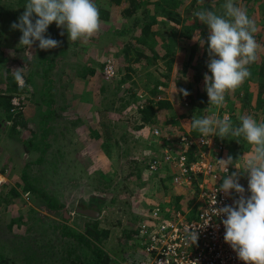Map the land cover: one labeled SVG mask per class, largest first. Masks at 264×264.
Returning a JSON list of instances; mask_svg holds the SVG:
<instances>
[{"label": "rangeland", "instance_id": "374dc122", "mask_svg": "<svg viewBox=\"0 0 264 264\" xmlns=\"http://www.w3.org/2000/svg\"><path fill=\"white\" fill-rule=\"evenodd\" d=\"M156 1L95 0L98 7H108L109 16L100 17V30L94 36L86 42L69 41L67 30L58 28L53 22L57 29L52 39L61 43L59 47L44 50L38 47V41L31 49L19 45L22 32L11 27L25 11L27 0H0V93L5 76H13L15 69L21 68L25 80V87L11 93L12 98L20 97L19 104L12 110L22 112L21 122L12 127V118L7 119L0 107L1 264H27L23 256L33 251L36 253L31 255L29 264L55 263L56 257L65 252L66 242L73 240L60 235L58 225L63 215L66 223L76 230H81L88 219L76 211L82 199H90L93 209L99 211L93 219L109 228L101 246L113 257L111 264H121L120 260L128 255L141 257L134 235L120 237L126 230L134 229L152 205L160 204L167 213L180 209L188 215H193L199 207L194 189L175 187L171 183V167L165 166L158 174L151 173L144 166L147 158L158 157L168 147L177 148L175 137L179 132L196 133L191 127L193 116L216 114L222 118L228 113L231 119L251 115L258 122L264 121V92L259 89L261 77L256 72L259 58L264 56V0H235L255 21V38L260 48L257 61L250 65L251 77L239 89L227 94L225 107L219 109L209 103L192 109V104L185 105L181 93L176 92L185 88L186 80L194 78L193 65H187L186 72L182 71L190 60L192 47L195 50L191 63H199L203 57V46L197 39H205V36L199 34L197 28L188 29L192 18H186L183 12L186 5L180 9V21L159 17L152 25L160 27L166 21L165 26L174 29L162 30L166 34L169 31L177 33L176 45L169 55L172 57L170 69L165 65L167 58L156 57L150 62L140 58V52L152 54L151 39L139 37L142 22L132 27L131 22L135 11L148 20L154 17V9L146 4ZM127 6L133 8L129 13L123 10ZM35 18L34 14L33 20ZM153 31L147 30L155 38L156 46H161V33L155 35ZM180 31H191V35H179ZM51 33L47 29L45 36ZM106 56L113 59L117 70L111 79H105L102 74ZM47 57L54 61L49 72L53 79L49 94L54 101L48 105L42 95L41 75L49 65ZM138 57L141 60L138 61ZM207 58L209 61L208 53ZM90 68L94 69L93 74L82 77V72ZM200 73L198 87L202 94L206 93L204 74L210 72L201 69ZM152 77L165 81L157 95L171 97L172 103L158 111L152 121H143L137 114L136 99L131 93L146 92ZM173 116L175 121H168ZM152 126L160 127L174 139L167 143L156 137L151 132ZM43 131L49 144L45 150L41 149ZM212 136L216 141L219 139L218 135ZM228 139L224 142L225 159L230 155L237 160V166H242L251 154V146L243 141L241 148H237L232 137ZM229 167L230 174L237 171L234 165ZM240 171L239 183L245 188L247 197L250 196L248 177ZM23 172L34 187L51 194L63 206L51 208L34 190H23ZM11 187L21 193L14 201L6 200ZM179 195L180 198L176 197ZM37 254H41L42 259L33 263Z\"/></svg>", "mask_w": 264, "mask_h": 264}, {"label": "clouds", "instance_id": "9594fccd", "mask_svg": "<svg viewBox=\"0 0 264 264\" xmlns=\"http://www.w3.org/2000/svg\"><path fill=\"white\" fill-rule=\"evenodd\" d=\"M24 7L18 22H13L11 27L22 32L19 45L29 49L36 41L44 50L60 46V41L45 36L53 22L58 28L67 30L72 42H86L100 30V11L95 0H27ZM221 8L222 14L208 8L194 12L195 17L208 27L207 39L200 37L197 40L201 46L207 44L210 74H204V88L209 104L217 109L225 107L227 94L239 89L251 77L250 65L257 61L260 48L255 38L256 23L247 10L239 7L235 0H225ZM60 34L63 35V31ZM12 75L18 87H25L21 68L15 69ZM176 92L183 93L185 97L190 94L182 88ZM237 119L239 122L235 123L228 116L221 118L214 114L212 117L193 116L191 120L192 129L201 136L243 138L252 148L242 166H237V160L230 155L226 159H218L223 173L228 172L229 165L237 169L223 179L218 190L229 194L234 189L240 195L234 200V206L211 207L206 222L199 227L207 226L211 216L225 215L222 220L225 242L245 264H264V121L258 122L251 115H241ZM240 170L248 177L250 196L247 197L245 188L239 183ZM216 204L215 198L211 205ZM186 233L187 241L191 245L196 244L197 226L187 228Z\"/></svg>", "mask_w": 264, "mask_h": 264}, {"label": "built area", "instance_id": "2783aa9c", "mask_svg": "<svg viewBox=\"0 0 264 264\" xmlns=\"http://www.w3.org/2000/svg\"><path fill=\"white\" fill-rule=\"evenodd\" d=\"M102 74L105 79L117 74L110 56L103 59ZM19 99L17 96L12 98L14 107L19 104ZM182 100L188 105L186 97ZM224 116L230 117L228 113ZM159 131L160 127H151L153 135H159ZM162 138L167 143L172 141L168 134ZM175 140L177 148L162 150L160 157L149 156L146 169L158 174L165 166L171 167L170 181L176 186L194 189L199 207L193 215H188L180 209L167 213L160 204L152 205L147 215L137 223L134 234L141 257L128 255L121 264H245L224 240L222 220L225 215L211 216L207 226L199 227L206 222L211 207L234 206V200L240 195L234 189L229 194L218 190L224 176L230 174V167L227 173H223L218 161L225 159L224 143L214 140L213 136H201L198 131H181ZM215 198L217 204L211 205ZM193 226H197L198 241L191 245L186 239V229Z\"/></svg>", "mask_w": 264, "mask_h": 264}, {"label": "trees", "instance_id": "16d2710c", "mask_svg": "<svg viewBox=\"0 0 264 264\" xmlns=\"http://www.w3.org/2000/svg\"><path fill=\"white\" fill-rule=\"evenodd\" d=\"M254 1H261V0H254ZM139 2V1H138ZM225 2V0H157L155 3H148L147 6H151L149 8L154 9V17L150 18L149 20L147 17L143 14L137 13L135 11L131 27L138 24L139 22H142L141 24V37L150 38L151 40V52L152 54H145L144 52H140V58H145V62H150L151 60L155 61L156 57H163L167 58L165 60V65L167 70L170 69L172 57L169 55L171 54V51L174 50V46L176 45V36L177 33L174 31H169L167 34L173 32L172 35L166 36V31L162 29H167L168 27L165 26L164 21L162 25L156 28L152 27L154 23L157 22V19L159 17H166V18H174L176 22L181 20V7L182 5H186V9L183 11L184 14H186V18H192V23H190V26L188 29H198L199 34L204 35L205 40L208 36V27L206 24L199 21L195 15L194 12L200 8H208L210 10L216 11L217 13L222 14L223 9L221 8V5ZM185 3V4H184ZM260 3V2H259ZM150 4V5H149ZM144 5V8L146 9L147 6ZM100 11V17L101 18H107L109 16L108 7H98ZM248 9V8H247ZM123 10L126 11V13H129L133 10L131 6L125 7ZM152 27V28H151ZM48 29L52 31L51 35L46 36V38H52L54 35L56 37V31L57 29L52 23L49 25ZM148 29H154L153 33L155 35L157 33H161L162 36V45L156 46L157 42L155 41V38L153 35H149L147 32ZM168 29H174L172 26ZM191 31H180L178 32L179 35L183 36H189ZM207 34V35H206ZM160 47V48H159ZM195 47H192L191 57L188 63H186L182 71L186 72L187 65L189 64L193 65L194 72H193V79L192 80H186L185 82V90H187L190 94L186 96V99L188 101V106L192 104V109L194 108H200L204 106L205 104L209 103V98L206 93H202L199 90L198 83L200 80L201 75V69L207 68L208 58H207V44L205 43L203 45V51H202V58L199 63L192 62L191 58H193ZM137 58V60H141L140 58ZM47 62H49V65H47L42 75L43 85H42V95L45 97L44 102L52 104L54 101V97L49 94L52 87H53V79L49 76L50 70L54 67V61L52 57H47ZM256 72L261 77V80L259 82V89L264 92V56H260L259 62L256 65ZM94 69L90 68L87 71L82 72L81 76L86 77L89 74H93ZM209 71V70H208ZM152 75L151 73H149ZM5 80L3 82V85L1 87V93H0V107L2 111L5 113V117L7 119L12 118V127H14L18 122H21L22 119V112L20 110L14 112L12 108L14 107L13 103L11 102L12 99V92L13 91H20L22 88L18 87L16 81L14 80L13 76H5ZM165 84V81L160 78H154L151 79V85L149 86L148 90L146 92H132L131 96L136 99V111L137 114H139V117L143 121H152V119L155 117L158 111H161V109H165L170 107L171 100H169L167 97L164 96H158L157 94L160 92L161 88L159 86ZM157 95V96H155ZM181 99H183L185 96L183 93L180 94ZM264 102V100H263ZM51 113L46 114V116H50ZM175 121V117H171L168 121ZM232 121L235 123H238L237 118H232ZM195 132V131H193ZM168 133H163L161 128L159 131V135H155L156 137H164ZM45 132L43 131L41 134V149L45 150L46 147H48V142L45 137ZM230 138V137H228ZM228 138L221 139L219 137L218 140H220L222 143L229 140ZM234 141V145L237 148H241V142L245 141L243 138H232ZM238 139V140H236ZM246 142V141H245ZM108 146L107 142L104 143ZM148 159V158H147ZM145 160V159H144ZM147 164H144L146 166ZM146 168V167H145ZM23 190H34L37 194H39L44 201L49 205L51 208H61L63 206V203L57 201L54 196L47 193L46 191L38 190L34 185L29 181V178L26 174V172H23ZM160 176V175H159ZM165 179V178H164ZM8 198L6 200H15L18 199L21 196V193L15 188L11 187L9 190V195H7ZM176 197H181L176 196ZM95 199V198H94ZM89 200L82 199L78 201L77 206L81 208L90 207L94 208L90 203ZM98 207V206H97ZM81 215H85L78 211ZM88 219L85 220L82 224L81 230H76L72 227H70L66 223V217L63 215V221L58 225L60 235L62 237L71 238L73 240H68L64 246L65 252L62 253L58 258L56 257V261H53L55 263L52 264H111V262H114L113 257L106 251L102 246L101 242L108 236L109 234V228L105 226L99 225V222L96 219H93V216L85 215ZM137 230V224L136 227L133 229L126 230L122 234V237H128L132 234V236L136 233ZM72 241L71 243H69ZM74 241V243H73ZM136 244L138 241H135ZM36 253V251H33L32 253H25L24 259L26 260L27 264L32 261L31 255ZM41 254L35 256L33 263L36 261V259H42L40 258ZM2 255L0 254V264L2 262ZM124 258V257H123ZM121 261V260H120Z\"/></svg>", "mask_w": 264, "mask_h": 264}, {"label": "water", "instance_id": "95a60500", "mask_svg": "<svg viewBox=\"0 0 264 264\" xmlns=\"http://www.w3.org/2000/svg\"><path fill=\"white\" fill-rule=\"evenodd\" d=\"M76 211H79L85 215H90L93 217H95L99 214V211H97L96 209L90 208V207L81 208V207L77 206Z\"/></svg>", "mask_w": 264, "mask_h": 264}, {"label": "crops", "instance_id": "0c3cea01", "mask_svg": "<svg viewBox=\"0 0 264 264\" xmlns=\"http://www.w3.org/2000/svg\"><path fill=\"white\" fill-rule=\"evenodd\" d=\"M159 94V93H158ZM158 96H161V95H158ZM166 97V96H165ZM169 100H171V103H172V99H171V97H167ZM74 126V125H73ZM161 137V136H160ZM162 138V137H161ZM174 138L172 137L171 138V140H173ZM171 183H172V181H171ZM173 184V183H172ZM175 187H176V185L175 184H173ZM177 187H180V186H177Z\"/></svg>", "mask_w": 264, "mask_h": 264}]
</instances>
